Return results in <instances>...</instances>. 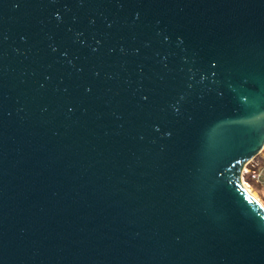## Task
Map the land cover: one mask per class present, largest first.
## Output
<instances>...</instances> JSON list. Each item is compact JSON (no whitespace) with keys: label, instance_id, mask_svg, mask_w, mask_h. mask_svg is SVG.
<instances>
[{"label":"water","instance_id":"95a60500","mask_svg":"<svg viewBox=\"0 0 264 264\" xmlns=\"http://www.w3.org/2000/svg\"><path fill=\"white\" fill-rule=\"evenodd\" d=\"M264 0H0V264H264Z\"/></svg>","mask_w":264,"mask_h":264},{"label":"rangeland","instance_id":"374dc122","mask_svg":"<svg viewBox=\"0 0 264 264\" xmlns=\"http://www.w3.org/2000/svg\"><path fill=\"white\" fill-rule=\"evenodd\" d=\"M257 170H263V175L260 181H256L252 179L250 175L245 176V181L251 187V190L254 194H256L261 200L264 206V159L260 157L259 162L256 163Z\"/></svg>","mask_w":264,"mask_h":264},{"label":"built area","instance_id":"2783aa9c","mask_svg":"<svg viewBox=\"0 0 264 264\" xmlns=\"http://www.w3.org/2000/svg\"><path fill=\"white\" fill-rule=\"evenodd\" d=\"M260 157H263V159H264V150H263V152H261V154L257 158L252 160V162L246 166V168L244 170L245 172L243 175L244 181H245V176H247V175H250L252 177V179H254L256 181H260V179L263 175V170H257V168H256L257 167L256 163L259 162Z\"/></svg>","mask_w":264,"mask_h":264},{"label":"bare ground","instance_id":"6f19581e","mask_svg":"<svg viewBox=\"0 0 264 264\" xmlns=\"http://www.w3.org/2000/svg\"><path fill=\"white\" fill-rule=\"evenodd\" d=\"M243 184H244V186L247 188V190L250 192V194L257 200V201H259L261 204H262V202H261V200L259 199V197L256 195V194H254L253 192H252V190H251V187L249 186V184H246L245 182H244V180H243ZM263 205V204H262Z\"/></svg>","mask_w":264,"mask_h":264}]
</instances>
